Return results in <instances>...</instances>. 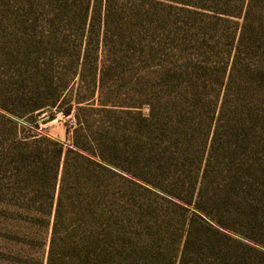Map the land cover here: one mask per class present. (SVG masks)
Instances as JSON below:
<instances>
[{
  "label": "trees",
  "instance_id": "obj_1",
  "mask_svg": "<svg viewBox=\"0 0 264 264\" xmlns=\"http://www.w3.org/2000/svg\"><path fill=\"white\" fill-rule=\"evenodd\" d=\"M214 2L83 0L85 24L103 27L94 60L90 42L75 37L56 48V64H65L57 73H28L35 90L24 94L20 117L34 127L17 130L19 141L2 158L10 167L25 163L24 180L48 185L26 189L28 203H9L34 231L18 236L22 244L37 247L42 228L49 235L43 260L19 264H113L135 185L192 208L207 248L228 238L232 264H241L245 244L225 234L221 220L205 218L196 184L227 104L233 112L240 92L256 83L264 98V0ZM46 112L73 115L67 143L38 132ZM195 224L183 230L184 251Z\"/></svg>",
  "mask_w": 264,
  "mask_h": 264
},
{
  "label": "rangeland",
  "instance_id": "obj_2",
  "mask_svg": "<svg viewBox=\"0 0 264 264\" xmlns=\"http://www.w3.org/2000/svg\"><path fill=\"white\" fill-rule=\"evenodd\" d=\"M214 1L221 5L227 0ZM71 3V0H0V264H19L20 259L33 257L43 260L47 252L49 231L42 228L37 247L23 245L22 237L18 236L34 231L18 220L21 214L9 206L26 203L23 200L26 189L48 186L47 182L24 180L26 164L15 163L10 167L9 158L2 156L9 144L19 141L21 135L17 130L34 127L20 117L24 94L35 90L28 84V73L48 77L57 73L58 66L65 64H56V48L72 43L75 37L82 38L84 46L90 42L89 59L94 60V48L101 41L103 27L98 22L93 28L85 24L83 0ZM235 20L242 23L241 18ZM253 87L240 92L233 112L229 110L234 106L227 104L208 168H204L196 184L205 218L221 220L226 227L219 228L245 244L238 249L245 256L239 261L241 264H264V98L263 89L257 83ZM141 111L144 115L148 113L147 108ZM233 113L235 119L231 117ZM38 119V132L68 142L67 129L73 127V115L46 112ZM11 124L16 132L10 128ZM10 168L15 178L10 177ZM151 190L134 186L129 206L126 204L125 215L118 225L113 264H232L231 240H212L220 251H211L207 248V234L196 232L192 208L185 211L171 204L169 196ZM188 222L195 227L184 251L183 230Z\"/></svg>",
  "mask_w": 264,
  "mask_h": 264
},
{
  "label": "water",
  "instance_id": "obj_3",
  "mask_svg": "<svg viewBox=\"0 0 264 264\" xmlns=\"http://www.w3.org/2000/svg\"><path fill=\"white\" fill-rule=\"evenodd\" d=\"M53 119H54V117H51V118H50V121H52Z\"/></svg>",
  "mask_w": 264,
  "mask_h": 264
}]
</instances>
